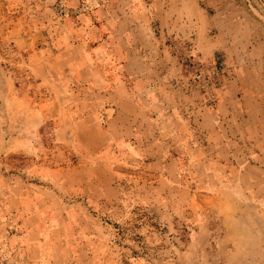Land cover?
<instances>
[{
	"label": "crops",
	"instance_id": "crops-1",
	"mask_svg": "<svg viewBox=\"0 0 264 264\" xmlns=\"http://www.w3.org/2000/svg\"><path fill=\"white\" fill-rule=\"evenodd\" d=\"M255 3L67 0V6H78L76 31L89 38L80 49L90 42L98 47L70 61L57 77L47 62L34 63V78L48 85L49 94L29 107L30 118L15 117L12 131L0 125V155L11 149L29 156L24 170L10 178L0 174V186L12 182L6 187L19 203L18 210L2 206L0 213L25 214L0 221V239L22 249L28 260L49 244L51 230L38 215L47 212L48 181L70 182L79 197L99 195L98 188L84 191L86 179L101 180L98 171H81L85 155L92 164L109 165L112 181L126 179L124 167L137 166L135 181L154 184L143 198L162 201L165 211L164 199L180 193L186 181H201L190 170L207 164L220 166L221 181L232 189L264 196V12ZM69 21L64 19V27L73 31ZM184 45L196 58H220L224 85L212 106L187 86L179 57ZM49 126L52 142L76 151L57 169L54 144L44 136ZM57 171L61 176L54 178Z\"/></svg>",
	"mask_w": 264,
	"mask_h": 264
},
{
	"label": "rangeland",
	"instance_id": "rangeland-1",
	"mask_svg": "<svg viewBox=\"0 0 264 264\" xmlns=\"http://www.w3.org/2000/svg\"><path fill=\"white\" fill-rule=\"evenodd\" d=\"M66 1L0 0V125L5 123L11 131L15 117L22 113V117L30 118L29 107L41 105L49 94L48 85L34 78V63L47 62L50 74L57 77L68 71L70 61L98 47L90 42L86 50L80 49L79 45L89 38L76 31L80 26L75 20L78 6H67ZM255 2V8L264 12V0ZM65 18H71L73 31L64 27ZM190 50L184 45L179 57L190 55L195 61H211L218 66L222 87L216 90V97L224 85L220 58L199 59ZM183 76L189 89L201 92L202 104H214L209 103L208 92L190 81L191 71L183 70ZM52 130L49 126L44 136L54 144L53 167L57 169L66 155L71 157L76 151L52 142ZM25 154L5 150L0 155V174L10 178L24 170L29 157ZM90 160L85 155L81 171L86 175L98 171L101 180L86 179L84 191L98 188L100 194L92 199L79 197L75 195L77 190L68 186L70 182H46L51 192L47 212L38 215L51 230L49 244L38 248L37 255L28 260L22 249L12 250L1 238L0 264H264V196L251 195L249 189H232L221 181L220 166H194L190 172L201 181L196 185L182 183L180 193L173 191V197L164 199L165 211L159 206L162 201L157 202L153 196L143 198L154 184L135 181L137 166L124 167L126 179L114 177L112 181L109 165L92 164ZM187 167L180 168L186 175ZM60 176L57 171L54 178ZM11 183L4 181L0 186V207L18 210L19 203L6 187ZM2 213L0 221L14 222L25 216L22 210ZM0 234H4L2 227Z\"/></svg>",
	"mask_w": 264,
	"mask_h": 264
},
{
	"label": "built area",
	"instance_id": "built-area-1",
	"mask_svg": "<svg viewBox=\"0 0 264 264\" xmlns=\"http://www.w3.org/2000/svg\"><path fill=\"white\" fill-rule=\"evenodd\" d=\"M181 65L186 72L191 71L190 81L209 94V103L215 98V92L222 87V76L215 62L195 61L190 55H180ZM206 70V73L203 72Z\"/></svg>",
	"mask_w": 264,
	"mask_h": 264
}]
</instances>
